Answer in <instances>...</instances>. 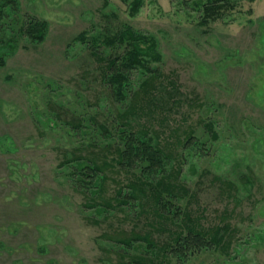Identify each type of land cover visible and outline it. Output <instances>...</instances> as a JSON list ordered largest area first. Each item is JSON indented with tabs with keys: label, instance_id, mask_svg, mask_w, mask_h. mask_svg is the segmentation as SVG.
<instances>
[{
	"label": "rangeland",
	"instance_id": "374dc122",
	"mask_svg": "<svg viewBox=\"0 0 264 264\" xmlns=\"http://www.w3.org/2000/svg\"><path fill=\"white\" fill-rule=\"evenodd\" d=\"M133 1L0 0V264H163L135 236L165 242L189 211L229 225L232 246L186 264H264V0H237L208 27L207 0H143L135 16ZM33 18L49 24L43 42L24 34ZM126 27L156 41L161 60L133 71L122 103L89 44L121 57L126 45L95 39ZM131 108L132 130L172 157L164 168L115 161ZM91 160L105 181L90 190L72 171ZM136 177L173 178V207L134 194Z\"/></svg>",
	"mask_w": 264,
	"mask_h": 264
},
{
	"label": "trees",
	"instance_id": "16d2710c",
	"mask_svg": "<svg viewBox=\"0 0 264 264\" xmlns=\"http://www.w3.org/2000/svg\"><path fill=\"white\" fill-rule=\"evenodd\" d=\"M237 0H207L202 5V14L200 25L202 27H208L211 23H215L222 19L225 14L236 7ZM254 2L255 0H250ZM143 5V0H134L131 3V15L135 16L140 12V8ZM196 5L200 3L196 2ZM24 34L36 42H43L48 32L49 24L47 21L37 20L36 18L30 19L29 24L23 25ZM78 40L82 43H88L85 33L78 36ZM97 42L103 40L105 44H117L126 45L125 52L121 57L110 58L106 60L102 56L96 46L89 44V49L92 55L100 64L101 72L103 74V80L105 84L110 88L113 96H116L119 102L124 103L127 97L130 95L133 88L132 75L134 70H147L150 63L148 59L152 57L161 60V55L158 52V44L153 39H145V36L140 31H135L130 28H125L115 36L98 37L95 39ZM102 43V42H101ZM146 44L148 47L144 48ZM7 50V49H6ZM5 51L0 48V68L4 65ZM135 111L132 108L122 113L121 119L123 129H119L120 137H122V144L125 143L126 149H119V159L115 160L118 165H140L144 170L161 169L166 165L168 161L172 160V157L167 156L157 145L156 137L150 135V131L145 127L134 132L132 129V123L125 121L130 116V113ZM128 112V113H127ZM189 140H191L189 138ZM122 156V157H121ZM123 156H127L126 160H123ZM121 158V159H120ZM168 159V160H167ZM140 162V163H139ZM148 163L143 166L141 163ZM92 164H81L77 162V166L72 174L74 177L79 176L84 186L91 190V186H98L105 181L103 178L104 169L100 167L95 161L91 160ZM143 163V164H144ZM108 167V164H105ZM89 167V168H88ZM85 178V179H84ZM151 179V178H150ZM173 179V178H172ZM172 179L164 181H157L154 183L153 179L143 181L141 178L136 177L133 181H130V187L133 188V193H139L145 198L150 194V204H155L156 211L163 207L170 209L173 207L174 200H165L164 195L172 194L173 189H179L177 184L171 182ZM122 195L121 192H119ZM135 197V195H134ZM130 201V200H127ZM147 202L149 200H141V202ZM122 201L120 205H128ZM105 209L112 207L110 203H105ZM159 211V210H158ZM179 213V212H178ZM191 211L187 212L183 217L184 221L175 224L177 230L169 233L167 241L162 242L155 240L152 233L146 235H137L136 239L147 243L150 251L154 248H161L160 251L163 254V264H186L196 253L202 251H209L211 249L219 250L225 254H230L232 246V230L227 224H217L213 226L205 227L203 225L204 216L194 217ZM171 221V220H170Z\"/></svg>",
	"mask_w": 264,
	"mask_h": 264
}]
</instances>
